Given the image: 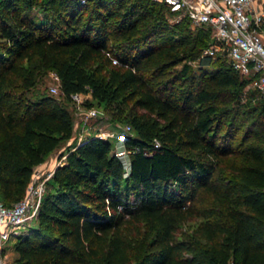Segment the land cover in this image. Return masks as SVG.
Returning <instances> with one entry per match:
<instances>
[{
	"label": "trees",
	"instance_id": "obj_1",
	"mask_svg": "<svg viewBox=\"0 0 264 264\" xmlns=\"http://www.w3.org/2000/svg\"><path fill=\"white\" fill-rule=\"evenodd\" d=\"M163 8L171 12L158 0H0L3 203L20 199L34 166L72 135V113L36 87L41 67L56 71L63 98L89 92L86 105H112L131 125L128 169L110 138L89 135L61 153L13 264H264V99L222 55L197 73L191 62L212 27L175 35ZM220 102L249 120L243 162L225 160L238 151L220 137ZM196 216L204 244L178 236ZM130 219L153 229L138 253L123 230Z\"/></svg>",
	"mask_w": 264,
	"mask_h": 264
},
{
	"label": "built area",
	"instance_id": "obj_2",
	"mask_svg": "<svg viewBox=\"0 0 264 264\" xmlns=\"http://www.w3.org/2000/svg\"><path fill=\"white\" fill-rule=\"evenodd\" d=\"M84 2L85 0H81ZM164 2L178 19L187 17L199 26L212 27V40L201 55H222L237 70L240 77L248 79L245 89L254 91L255 98L264 99V41L261 36L264 26V0H158ZM109 56L110 53L107 51ZM112 61L117 59L112 57ZM54 76L59 79L58 74ZM52 91L61 92L60 85H52ZM90 94V93H89ZM88 94V96H89ZM83 92H71L70 98L82 103ZM101 111L88 106L84 113V130L92 126V118ZM131 134L128 123L124 130L113 133L96 130L92 135L116 140L114 153L122 157L128 169L132 148L125 145ZM156 144L159 141L155 139ZM33 174V173H32ZM42 197V186H33L32 178L25 194L11 204L0 200V264H8L5 258V243L24 234L35 217Z\"/></svg>",
	"mask_w": 264,
	"mask_h": 264
},
{
	"label": "rangeland",
	"instance_id": "obj_3",
	"mask_svg": "<svg viewBox=\"0 0 264 264\" xmlns=\"http://www.w3.org/2000/svg\"><path fill=\"white\" fill-rule=\"evenodd\" d=\"M156 5L158 6V4ZM87 11H90V6ZM163 11L165 20L175 32V35H181L185 31L194 34L200 27L199 25L194 24L190 21H183L181 19H178L176 15L169 12L166 8H163ZM31 12L39 16L42 14V7L36 5L32 8ZM216 61L217 60L215 59V57L200 55L199 58L191 62V65L197 73H200L203 70L213 69L217 64ZM177 67H180V64L177 65ZM54 73L55 70L49 66L41 67L40 69H38L36 72V87L41 92L54 95L56 99L72 113L73 131L70 138L61 140L60 143L45 156L42 162L34 166L32 183L34 187L38 185L42 186V194L48 189H53L50 184L51 175L55 167L62 162L64 155L60 157L61 153L72 147L74 143L80 142L89 135H92L96 130L116 133L124 130L126 125L128 124L125 119L117 117V114H114L112 105L104 107V105L101 104H93L90 106L97 107L101 112L98 114V116L91 119L92 126L84 130L83 132L82 129L84 127V120L86 118L84 110L88 107V105H86V101L87 99H91V95L89 94V92H83L84 96L82 103H77L72 99L68 100L63 98L64 96L60 94L59 91L51 90L52 85H60V80L54 76ZM242 100L245 101L246 98ZM236 107L237 106L233 105L231 106V108H229L227 102H220L219 106V115L222 118V127L219 129V133L221 134L220 137L223 138V136H227V140L230 141L231 145H233V147L238 151L236 155H231L229 156V158H226L225 160L227 162H229L230 159L232 160V158L236 162L245 161L247 157V148L250 143L254 142L253 137L247 132L249 120L246 117V113L244 112V110ZM109 138L113 143L114 150L116 147V140L113 136ZM224 173L226 175H229L230 172L227 168H225ZM205 199L206 203H213L211 195L207 194L205 196ZM202 219V217L196 216L182 223L179 226L178 236H181V233H184L188 237L193 238L197 243H206L204 233L200 227V222L202 221ZM30 223L31 225H34L36 223V217H33ZM123 230L126 235L130 237L132 246L135 249V253L142 251L145 243L151 238L153 233V229H151L150 226L146 225L142 220H127L123 225ZM15 241L16 239H11L7 243H5L4 251L5 258L8 264H13V260L18 254L14 248Z\"/></svg>",
	"mask_w": 264,
	"mask_h": 264
},
{
	"label": "crops",
	"instance_id": "obj_4",
	"mask_svg": "<svg viewBox=\"0 0 264 264\" xmlns=\"http://www.w3.org/2000/svg\"><path fill=\"white\" fill-rule=\"evenodd\" d=\"M262 39L264 41V31L261 32Z\"/></svg>",
	"mask_w": 264,
	"mask_h": 264
}]
</instances>
